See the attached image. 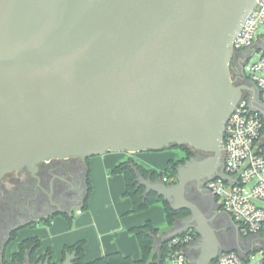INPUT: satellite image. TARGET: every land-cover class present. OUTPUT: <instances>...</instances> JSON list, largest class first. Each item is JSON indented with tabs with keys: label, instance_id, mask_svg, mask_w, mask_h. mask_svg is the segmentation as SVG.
I'll return each mask as SVG.
<instances>
[{
	"label": "water",
	"instance_id": "obj_1",
	"mask_svg": "<svg viewBox=\"0 0 264 264\" xmlns=\"http://www.w3.org/2000/svg\"><path fill=\"white\" fill-rule=\"evenodd\" d=\"M256 2L0 0V181L18 169L34 173L48 159L186 144L209 154L179 163L175 182L138 178L145 195L189 210L159 236L156 251L189 229L199 234L186 248L191 264H214L225 250L254 251L225 247L213 219L224 213L238 232L240 225L221 209L209 216L190 192L232 179L222 145L244 91L264 115L256 83L235 84L229 69L233 39ZM86 193L59 213L73 216ZM75 258L67 252L61 264ZM35 264L55 263L48 255Z\"/></svg>",
	"mask_w": 264,
	"mask_h": 264
},
{
	"label": "crops",
	"instance_id": "obj_2",
	"mask_svg": "<svg viewBox=\"0 0 264 264\" xmlns=\"http://www.w3.org/2000/svg\"><path fill=\"white\" fill-rule=\"evenodd\" d=\"M185 156L184 149L170 147L162 151H108L84 159L86 165L90 167L93 186L88 201V210L84 209L77 214L75 209L72 219L64 213H58L49 221L38 222L33 226L20 229L15 239L18 248L12 250L10 255H7V259L10 260L11 255L19 249L20 241L32 236L40 238L37 255L41 257L50 252L51 261L55 264H61L64 260L65 246H71L80 240L85 241L86 262L115 251H120L136 260L140 259L139 242L131 229L151 220L160 232H165L169 229L165 207L162 201H158L145 210L131 212L133 202L124 193L125 178L122 174L113 173L112 170L129 158H133L148 169H163L170 162L181 160ZM175 180L176 177L173 182ZM205 188L208 191L207 187ZM210 196L215 199V206L225 211L220 200L211 194ZM219 237L224 246L229 249L237 248L239 245L244 248L249 246L248 241L243 245L239 244V239L249 240V238L240 231L238 232L233 223L226 224V234L219 235ZM235 242L238 243H236L237 247H234Z\"/></svg>",
	"mask_w": 264,
	"mask_h": 264
},
{
	"label": "built area",
	"instance_id": "obj_3",
	"mask_svg": "<svg viewBox=\"0 0 264 264\" xmlns=\"http://www.w3.org/2000/svg\"><path fill=\"white\" fill-rule=\"evenodd\" d=\"M264 23V0H257L247 15L242 27L235 35L232 45L235 52L249 49L244 71L251 82H255L260 99L264 102V33L256 36L260 24ZM257 61L250 63L255 53ZM252 94L244 91L228 117L223 140V156L231 180L217 177L206 183L210 193L218 198L224 208L240 225V232L252 240L248 249L264 235V207L256 201H264V115L252 109ZM175 176H164L172 183ZM81 208L76 213L80 214ZM199 238L194 229L178 235L164 245L158 257L150 264H191L186 248ZM162 245V246H163ZM162 249V247H161ZM253 251L242 257L235 250H225L215 259L216 264H264V256L252 261Z\"/></svg>",
	"mask_w": 264,
	"mask_h": 264
},
{
	"label": "flooded vegetation",
	"instance_id": "obj_4",
	"mask_svg": "<svg viewBox=\"0 0 264 264\" xmlns=\"http://www.w3.org/2000/svg\"><path fill=\"white\" fill-rule=\"evenodd\" d=\"M248 53L249 49L235 52L230 61V74L237 85H252L244 71ZM208 154L195 150L193 155L187 157L186 154L181 160L185 161L194 155L204 157ZM37 166L38 169L34 173L27 168L18 169L7 173L0 181V264L11 262V258L8 260L6 256L11 240L7 241V238L14 226L24 224L20 228L22 229L38 223L36 219H41V222L49 221L59 213V210H69L71 205L87 191V165L84 159H48L40 161ZM203 191L202 195L191 191L190 198L199 202L203 211L209 216L212 211L220 212L216 209L208 191L205 189ZM229 223L232 221L224 213L213 219V225L218 229L220 236L226 234V224ZM20 229L16 230L19 232ZM16 230L11 232V237ZM198 253L196 252V256ZM47 256L46 254L43 259ZM21 264H35V262L27 259Z\"/></svg>",
	"mask_w": 264,
	"mask_h": 264
},
{
	"label": "trees",
	"instance_id": "obj_5",
	"mask_svg": "<svg viewBox=\"0 0 264 264\" xmlns=\"http://www.w3.org/2000/svg\"><path fill=\"white\" fill-rule=\"evenodd\" d=\"M172 147H180L186 151L187 157L194 154V149L186 144L175 145ZM166 149V148H165ZM186 157V158H187ZM88 159V158H86ZM184 160L172 161L166 168H145L143 165L139 164L133 158H129L118 164L112 172L115 174H122L126 181L125 195L132 199L133 206L131 212H139L147 209L150 205L155 202L162 201L165 207L168 226L172 227L175 221L187 214L189 210H174L169 201L164 200L163 197L159 196L156 192H150L145 195V186L139 185L138 178L142 175L144 178H151L153 180L163 179L164 176L172 175L176 177V167L179 163ZM86 187L87 193L85 197L84 206L82 209L88 208V201L92 191V182L90 178V167L87 165V177H86ZM67 215V214H65ZM70 219L73 216L67 215ZM20 229V228H19ZM131 231L136 235L139 247L141 250L140 259H134L129 255H124L120 251L110 252L92 261H85V241L80 240L71 246H65L63 249V257L65 259L67 252L76 251V258L73 264H150L158 257L156 251V240L159 236L164 233L160 232L158 228L155 227L151 220L145 221L142 225L133 227ZM18 230L13 232L11 240L16 239ZM10 240V241H11ZM40 247V238L38 236H32L25 238L19 243V249L11 255L10 264H21L29 259L32 262H39L45 256H38L37 249ZM164 249L162 246L161 251ZM50 252L47 254L49 255ZM51 255V254H50Z\"/></svg>",
	"mask_w": 264,
	"mask_h": 264
},
{
	"label": "rangeland",
	"instance_id": "obj_6",
	"mask_svg": "<svg viewBox=\"0 0 264 264\" xmlns=\"http://www.w3.org/2000/svg\"><path fill=\"white\" fill-rule=\"evenodd\" d=\"M263 33H264V23H262V24L259 25V27L257 29L256 36H260ZM259 57H260V53L259 52L255 53L254 56L251 58L250 63H253V62L257 61ZM261 74L264 75V72H261ZM247 76H248V74H247ZM175 148H177V147H175ZM156 151H159V150H156ZM158 169H160V168H158ZM256 202H257L258 205H261L262 207H264V201H256ZM76 210H77V208H76ZM82 210H84V209H82ZM86 210H88V209H86ZM232 236H234V235H232ZM262 237L263 238H259L258 240H256L255 250L252 253L254 255V258H252V261H257V260L261 259L264 256V235ZM247 241L249 243L252 242L251 239L244 240V239L241 238V239H239V244L243 245ZM236 243L237 242L233 243L234 244V247H237V244L238 243L237 244ZM17 248L18 247H17V243H16L15 239L14 240H11L10 243H9V245H8V247H7L6 256L7 255H10V253L12 252V250H15Z\"/></svg>",
	"mask_w": 264,
	"mask_h": 264
}]
</instances>
